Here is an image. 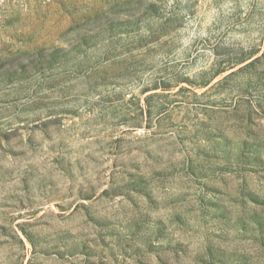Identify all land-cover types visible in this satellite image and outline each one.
<instances>
[{
    "label": "rangeland",
    "instance_id": "rangeland-1",
    "mask_svg": "<svg viewBox=\"0 0 264 264\" xmlns=\"http://www.w3.org/2000/svg\"><path fill=\"white\" fill-rule=\"evenodd\" d=\"M0 264H264V0H0Z\"/></svg>",
    "mask_w": 264,
    "mask_h": 264
}]
</instances>
